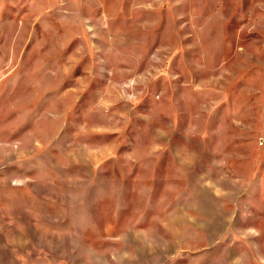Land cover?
<instances>
[{
	"label": "rangeland",
	"instance_id": "1",
	"mask_svg": "<svg viewBox=\"0 0 264 264\" xmlns=\"http://www.w3.org/2000/svg\"><path fill=\"white\" fill-rule=\"evenodd\" d=\"M0 264H264V0H0Z\"/></svg>",
	"mask_w": 264,
	"mask_h": 264
}]
</instances>
